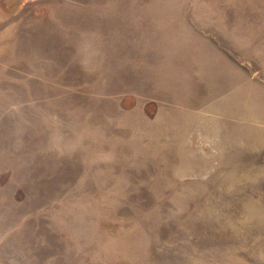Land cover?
I'll list each match as a JSON object with an SVG mask.
<instances>
[{"label": "rangeland", "instance_id": "obj_1", "mask_svg": "<svg viewBox=\"0 0 264 264\" xmlns=\"http://www.w3.org/2000/svg\"><path fill=\"white\" fill-rule=\"evenodd\" d=\"M0 264H264V0H0Z\"/></svg>", "mask_w": 264, "mask_h": 264}]
</instances>
